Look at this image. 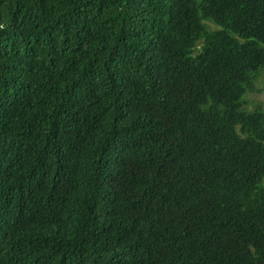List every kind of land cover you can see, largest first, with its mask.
Wrapping results in <instances>:
<instances>
[{
	"label": "trees",
	"instance_id": "obj_1",
	"mask_svg": "<svg viewBox=\"0 0 264 264\" xmlns=\"http://www.w3.org/2000/svg\"><path fill=\"white\" fill-rule=\"evenodd\" d=\"M264 0H0V264H264Z\"/></svg>",
	"mask_w": 264,
	"mask_h": 264
},
{
	"label": "rangeland",
	"instance_id": "obj_2",
	"mask_svg": "<svg viewBox=\"0 0 264 264\" xmlns=\"http://www.w3.org/2000/svg\"><path fill=\"white\" fill-rule=\"evenodd\" d=\"M258 105L264 110V75H262L255 84V91L248 93L245 97V108L253 111Z\"/></svg>",
	"mask_w": 264,
	"mask_h": 264
}]
</instances>
